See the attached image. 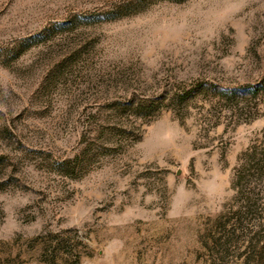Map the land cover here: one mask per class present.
<instances>
[{
	"label": "rangeland",
	"instance_id": "374dc122",
	"mask_svg": "<svg viewBox=\"0 0 264 264\" xmlns=\"http://www.w3.org/2000/svg\"><path fill=\"white\" fill-rule=\"evenodd\" d=\"M259 165L264 0H0V264H264Z\"/></svg>",
	"mask_w": 264,
	"mask_h": 264
},
{
	"label": "trees",
	"instance_id": "16d2710c",
	"mask_svg": "<svg viewBox=\"0 0 264 264\" xmlns=\"http://www.w3.org/2000/svg\"><path fill=\"white\" fill-rule=\"evenodd\" d=\"M253 87L249 86V87H238V88H234V89H225V93L227 94V98L229 97V99H233L237 94L241 93V92H254ZM249 89V91H248ZM192 93V91H187L186 93H180V92H175L173 93L172 97L170 98V103L171 104H177V102H181V100H184L185 98H187L188 96H190V94ZM137 109V111L141 114V112H143L144 110V105L138 103L135 107ZM148 108L146 107L145 110H147ZM258 148L255 146L251 152L247 153V155H251V156H255L258 153ZM263 171H264V166L263 165H259L257 167V172L259 173V175H263ZM254 182V181H253ZM253 182L249 179H247L246 173H245V168H239V170H237V176L235 178V181L233 183V187L235 188V190L237 191V200H244L247 202H249L252 199H249L248 197H244L243 195L245 194V192L249 191V192H253L255 191V187L251 186L253 184ZM239 195V196H238ZM255 201H257V199H254ZM257 203H255L256 205ZM237 218V220L240 218V215L238 212L233 213V216L230 217L229 219H234ZM235 230V228H233Z\"/></svg>",
	"mask_w": 264,
	"mask_h": 264
}]
</instances>
